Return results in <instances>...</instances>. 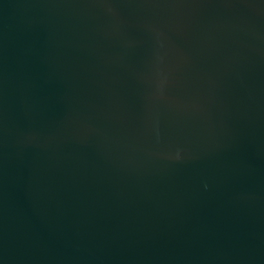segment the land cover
I'll return each mask as SVG.
<instances>
[{
  "label": "water",
  "instance_id": "95a60500",
  "mask_svg": "<svg viewBox=\"0 0 264 264\" xmlns=\"http://www.w3.org/2000/svg\"><path fill=\"white\" fill-rule=\"evenodd\" d=\"M0 264H264V0H0Z\"/></svg>",
  "mask_w": 264,
  "mask_h": 264
}]
</instances>
